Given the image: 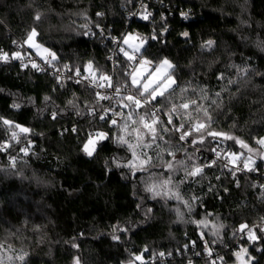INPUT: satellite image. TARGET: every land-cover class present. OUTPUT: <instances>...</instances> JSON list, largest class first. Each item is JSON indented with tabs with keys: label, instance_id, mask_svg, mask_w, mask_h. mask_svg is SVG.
<instances>
[{
	"label": "trees",
	"instance_id": "16d2710c",
	"mask_svg": "<svg viewBox=\"0 0 264 264\" xmlns=\"http://www.w3.org/2000/svg\"><path fill=\"white\" fill-rule=\"evenodd\" d=\"M33 29L58 64L83 70L91 63L129 86L125 73L136 63L122 52L110 61L106 36L122 40L132 32L145 41L140 57L152 66L172 63L175 83L151 103L130 107L131 119L115 127L90 115L96 96L83 83L57 85L48 72L0 63V117L12 122L0 121V264H207L199 246H188L201 235L220 244L216 264H264V189L256 185L264 174L254 173L264 172V159L256 155L251 171L227 169L224 153L248 149L208 135L261 147L264 0H0V54L34 52L25 46ZM155 108L153 142L144 127L151 121L139 117ZM199 123L205 128L189 130ZM91 132L108 138L88 156ZM215 142L226 148L220 158ZM195 167L202 171L188 175ZM206 217L221 228L208 230ZM243 222L258 239L247 236L235 247L234 228ZM241 248L248 253L238 259Z\"/></svg>",
	"mask_w": 264,
	"mask_h": 264
},
{
	"label": "snow or ice",
	"instance_id": "6c2138e0",
	"mask_svg": "<svg viewBox=\"0 0 264 264\" xmlns=\"http://www.w3.org/2000/svg\"><path fill=\"white\" fill-rule=\"evenodd\" d=\"M98 15H100V13H98ZM151 14L150 13H147L145 12V14L142 16L143 19L147 20L149 18ZM182 15H185L186 14H183ZM37 19H39V17L37 16ZM38 35V33L35 31V29H33L27 36V39L25 41V43H27L28 47L30 48H36L37 50V54L40 55L41 54V46L36 44L35 43V37ZM185 36H187V33H184ZM132 39L131 35L129 36H126L123 38V44L125 45H129V41ZM153 39H155V37H153ZM209 45H211V41L208 42ZM143 44V41H141V44L140 45H136V46H132V45H129L132 49L131 53L129 51H126L123 47L120 48V51L123 53V55L125 56L126 60L131 62V61H134L136 59V55L137 53H139L140 51V47L142 46ZM43 52L45 53H48V50L47 49H43ZM48 56L51 57V59H48L47 56H41L42 59H44L45 63L46 64H51L52 61H55L57 59L56 55L54 53H48ZM12 59H21V53L19 51L17 52H14L12 54ZM9 59V55L8 53H2L0 54V60H3V61H7ZM140 65L143 66V65H147L149 64L150 62L147 61V60H143L141 59L140 60ZM25 67H27V65L25 64L24 65ZM31 67L36 69V70H42L40 68V65H38L37 63H35L34 61H31ZM67 67V66H65ZM129 67H131V65H129ZM172 68V65L169 63V61L167 60H164L162 61V63L157 67L156 69V73H160L161 72V69L162 68ZM87 71L90 72V74L95 77V72L92 70V64L89 63L88 66H87ZM139 69H133L131 72H126L125 75L129 76L131 78V85L132 86H135L136 88V91L133 93L131 91V88H129V94L124 97V99H126L127 101L131 102L130 104H125L124 107H131L133 104L135 105V107L139 108L141 106V98L144 99V102L145 104H148V103H151V101H154L156 99L157 96H164L165 92L168 90L169 87H171V83H174V81H172V77L171 75H166L165 76V81L167 82H171V83H164V84H157L156 83V80H153V79H150L148 82H145L143 84H141L140 80L138 79V73ZM76 76H80V72L79 70L77 69L76 70V73H75ZM153 75H156V74H153ZM59 79V78H58ZM85 79H87V77H85ZM156 79L158 80L159 79V76L156 77ZM100 81H107V86L108 87H112V84H111V77L109 76H106V75H101L100 76ZM81 81H77V83H80ZM91 82H95L94 80L91 81ZM156 85L155 87H153V85ZM97 87L99 88H104L105 87V84L104 83H98L96 84ZM115 93L117 95H119L120 93V88L117 87L115 89ZM145 93L148 94V96H145ZM97 96L99 98V100H106V99H110L109 96L107 95H101L100 93H97ZM150 97V99L148 98ZM121 103H123V101H121ZM194 103V102H193ZM13 107H19L18 104H14ZM180 107L184 108V109H187L188 108V104H182ZM176 108L175 106H173V109L172 111H175ZM158 111L159 109H156L154 111H151L150 113H146L145 115H142L139 117L140 121L141 122H145L146 118L149 119L151 122L150 123H144V127L147 128L151 133H153V142L155 141L156 139V130L155 128L153 127V125H155L157 123V120H158ZM107 113V110H105V115ZM105 115H102L100 117V119H105ZM205 115H207V112L205 111ZM53 118H55V114H53ZM129 119H131V113H129ZM0 121L3 122L4 125H7V126H12V122L7 120V119H4L3 117H0ZM169 123L172 122V117L171 115H169V120H168ZM111 123L113 125H115L117 123V121L115 119H113L111 121ZM15 128H18L20 133H28L30 130L28 128H24V127H21L20 125H15L14 126ZM181 128L183 127V124L180 126ZM205 128V125L203 123H200L196 126H194V128L192 129V131H196V132H199L201 131L202 129ZM167 130V129H165ZM73 131H75V129H73ZM176 131H179V129H176ZM191 132H184L180 135V140H184L188 135H190ZM208 135L212 136V137H223V139H226V140H235L237 144L240 145V147L242 148H246L248 149L249 152H252L253 150L251 148L248 147V145L246 143H244L242 140H239L231 135H228L226 133H220V132H208ZM95 137L96 139L94 140L93 138H90L88 139L87 143L84 145V152L88 155V156H92L93 155V151L95 150V144L99 141V140H103V139H107V135L106 133L104 132H96L95 133ZM17 138V133L16 132H13L12 133V139H16ZM119 141L121 143H127L123 136L119 137L118 138ZM199 142H203V137H200V141ZM193 144L197 143L196 140H193L192 141ZM257 143L264 146V138H261L259 140H257ZM90 146H92L90 148ZM3 147H6L3 146ZM130 148H132V145H129ZM2 150V149H0ZM21 151H24L25 153L27 152V149L24 148V149H21ZM213 152H215L217 158H220L221 157V152L220 151H217L215 148L212 149ZM133 156L135 157L136 156V153L135 151H133ZM224 157L225 159H227L228 163L225 164V167L228 166V164H232V165H235L236 161L240 159V156L236 153H231V152H226L224 153ZM216 161L213 160L211 163H215ZM249 162H252L251 161V157H248V159L245 161L244 163V167L245 168H248V164ZM129 166L130 168H137V165L134 164L133 162H129V164L127 165ZM168 167L169 168H172V164L169 163L168 164ZM139 170H143V163H141V165L139 166ZM248 170H252V169H248ZM202 171V168L201 167H195L192 171L188 172V175L190 176H195L196 174H198L199 172ZM233 174H235L233 172ZM170 181H164V184H167L169 183ZM148 191H153V188L152 187H149L147 189ZM155 195H160L159 192H156ZM177 199H179V196L177 195ZM247 229V235H248V239L249 241H255L258 239V237L255 235V233L253 232L252 229H249L248 226L246 224H241L240 225V228H239V231L240 232H244L245 230ZM261 231H264V228L261 229ZM113 239H119L118 236L116 235H113ZM248 253V249L247 248H241L240 252L236 253L237 255V258L238 259H241L242 256L244 255H247ZM161 256H163L164 254L163 253H160ZM20 259H23V257H20ZM142 257L141 256H136L135 257V260H141ZM251 259V258H249ZM242 264H243V261H242Z\"/></svg>",
	"mask_w": 264,
	"mask_h": 264
},
{
	"label": "built area",
	"instance_id": "2783aa9c",
	"mask_svg": "<svg viewBox=\"0 0 264 264\" xmlns=\"http://www.w3.org/2000/svg\"><path fill=\"white\" fill-rule=\"evenodd\" d=\"M141 6H144V5L139 4L138 8ZM147 13L151 14L150 11H147ZM100 30L103 32L102 27H100ZM106 38L110 40V43L112 46L110 53L108 54V59L110 61H113V58H115L116 55L119 52H121L120 46L122 45V40L118 37L106 36ZM20 53L22 57L21 59H12L11 57L13 53H11V54H8L9 59L7 61L0 60V63L14 62L20 67H25L24 66L25 64L27 65V67L28 66L31 67V61H34L35 63L40 65V68L42 69V70H37V71L38 72H48L53 77V80L57 85H63L67 82L77 83V81L79 80L81 81L80 83H83L87 88L91 89L95 93V96H96L95 104L90 109V115L96 116L99 120H102L100 119V117L102 115H105V110H107L105 119L103 120L113 125L111 121L115 119L117 121V123L113 125L115 127L121 126L126 120V118H129V113H131L130 107H124V105L130 104L131 102L124 99V97H126L129 94V88H131V91L133 93L136 91V89L133 86L118 84L115 82V79L113 78V76L109 74L100 73L94 68H92V70L95 72V77H93L90 74V72L86 70L87 68L83 70L78 69L80 72V76H76L75 73H76L77 68H72L70 64L60 65L57 63V59L55 61H52L50 65L46 64L44 59L41 58V56H47L48 59H51V57L48 56V53H53V52H51L50 50L48 51V53H44L43 55H38L36 52H32L29 50H25L24 52H20ZM135 55H136V59L134 61H131V64L137 63V61L141 58L139 56V53ZM113 66H116L115 62L113 63ZM101 75H106V76L111 77L112 87L107 86V83H108L107 81H100ZM85 77H87V79H85ZM93 80L95 81L94 83L91 82ZM98 83H104L105 87L104 88L97 87L96 84ZM117 87L120 88L119 95L115 93V89ZM97 93H100L101 95H107L110 97V99L99 100ZM121 101H123V103H121ZM141 103H145L143 98H141ZM131 107H135V105L133 104ZM192 128H194L193 124L189 127V130ZM90 136L91 138H94L95 133L91 132L89 134V137ZM3 146L4 145H2L1 147L4 148ZM214 148L217 151H220L221 154H223L224 151L226 150L225 146L224 145L221 146L218 142L214 143ZM200 152H201L200 149H196V154H200ZM214 157L217 158L215 152H214ZM227 163L228 161L226 159V164ZM226 168L234 169V170L250 171L248 170L249 168L244 167L242 159L237 160L235 165L228 164ZM262 171H264V167H262ZM254 173L258 176L264 174V172H261V170H258V169H255ZM256 185H258L261 189H264V180L262 181L256 180ZM242 224H246L248 228L251 229L250 224L246 222H243ZM240 225L234 228L235 237L233 240H234L235 247H239L240 241L248 236L247 229L244 232L239 231ZM188 246L191 248V250H195L196 247L199 246L201 249V252L197 251V254L202 253L203 255H205L207 259V264H216L219 260L222 259V252L219 250L220 244L218 243V241L216 240L210 241L203 235L200 236L199 242L191 241ZM226 246L227 245H225V247Z\"/></svg>",
	"mask_w": 264,
	"mask_h": 264
},
{
	"label": "rangeland",
	"instance_id": "374dc122",
	"mask_svg": "<svg viewBox=\"0 0 264 264\" xmlns=\"http://www.w3.org/2000/svg\"><path fill=\"white\" fill-rule=\"evenodd\" d=\"M129 35H131V37H132V39L129 41V45H132V46L140 45L141 44V41H143V44L140 47V50H141L143 48L144 44H145V41L144 40H137L136 39V36L134 35V33L129 32V31L125 33V35L123 36V38L126 37V36H129ZM123 38H122V45L120 46V48L123 47L126 51H129L131 53V51H132L131 47L129 45L123 44ZM35 43H36V41H35ZM36 44H38V43H36ZM25 46L28 47L27 43H25ZM40 46H41V54L40 55H43L45 53V52H43V49H47V48L44 47V46H42V45H40ZM32 49L34 50V52L37 53L36 48H32ZM47 50L49 51V49H47ZM141 59L149 61L148 59H146V57H141L137 61V63L135 65L131 66L130 69H129V72H131L133 69H139L137 75H138V79L140 80L141 84H143L145 82H148L150 79L156 80V83L157 84L171 83V82L165 81L164 78H165L166 75H171L172 81H174V83H175L174 76H173L172 73H170L171 68L169 69V68L165 67V68H162L161 69V72L160 73H156V69L162 63V61H164V60L169 61L168 59L164 58V59L158 61L155 66H152L150 61H149L150 62L149 64L141 66L140 63H139ZM169 63L172 65V63L170 61H169ZM153 74H156V75H153ZM157 76H159V79L158 80L156 79ZM129 80H130V83H131V78L130 77H129ZM174 83H171V87L174 85ZM155 86L156 85L154 84L153 87H155ZM171 87H169V88H171ZM261 138H264V135H262L259 139H261ZM93 139L95 140V138H93ZM260 146L261 147L258 148V149H253V151L251 153L250 152H244L242 149H239L237 152L236 151H230V150L228 152L238 154L240 156V159H242L243 164L248 159V157H251V161L252 162H249V164H248V168H249L257 160V156L256 155H258L259 157H261L262 159H264V146H262V145H260ZM91 147L92 146H90V148ZM205 219H206V221H205V227L208 230H211V229L218 230V229L221 228L220 223L217 220H215V219H209L207 217ZM20 257L21 256H19L18 258H20ZM129 264H135V262H131Z\"/></svg>",
	"mask_w": 264,
	"mask_h": 264
},
{
	"label": "water",
	"instance_id": "95a60500",
	"mask_svg": "<svg viewBox=\"0 0 264 264\" xmlns=\"http://www.w3.org/2000/svg\"><path fill=\"white\" fill-rule=\"evenodd\" d=\"M137 40H139V39L137 38ZM238 263H239V262L237 261L236 264H238Z\"/></svg>",
	"mask_w": 264,
	"mask_h": 264
}]
</instances>
